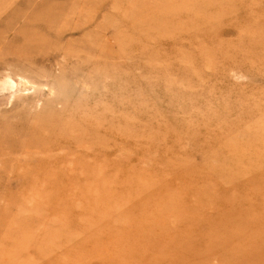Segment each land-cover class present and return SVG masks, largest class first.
Wrapping results in <instances>:
<instances>
[{"label": "rangeland", "instance_id": "obj_1", "mask_svg": "<svg viewBox=\"0 0 264 264\" xmlns=\"http://www.w3.org/2000/svg\"><path fill=\"white\" fill-rule=\"evenodd\" d=\"M142 1L146 0H0V147L41 116L64 117L75 103L84 109L104 103V109L110 111L106 109L105 114L120 111L124 117L118 139L121 147L119 151L109 149L114 154L109 152L106 161L111 156L123 158L124 169L136 168L137 175L140 172L146 178L176 184L179 178L167 166L172 151L166 146L180 144L178 160L188 159L189 168L205 160V147L223 148L230 155L225 141L233 137L242 141L247 137L242 129L264 120V24L255 30V23H248L242 12L252 2L155 0L159 6L147 13ZM255 10L264 15V3L255 5ZM248 12L252 15L254 11ZM59 13L62 17L49 29L44 16ZM195 16L199 22L221 21L214 27L196 29L189 25L196 21ZM186 25L192 29L180 33L178 28ZM116 32L121 33L120 41ZM104 47L111 50L107 57L100 54ZM114 50L118 56L113 55ZM161 138L164 148L160 147ZM23 157L0 153V264H74L77 260L68 254L73 242L55 230L58 225H67V216L72 214H49L56 204L33 201L31 196L37 192L16 184L18 178L31 180L34 175L18 168L3 169L17 167ZM233 165L229 162L222 168L231 170ZM109 172L108 190L121 175L119 170ZM77 174L70 171L66 176ZM50 177L53 180L57 175ZM79 178L85 179L86 173H80ZM93 185L82 180L72 191L86 188L89 195L94 192ZM131 199L102 202L97 209L124 212ZM205 212L214 214V206L205 207ZM142 216L136 214L135 219ZM85 217L94 218L88 211L77 214L78 219ZM156 246L165 249L164 245ZM254 248L246 246L238 254L248 262L235 263L230 258L224 262L264 264V253ZM99 251L95 247L89 253ZM220 263L213 257L209 264Z\"/></svg>", "mask_w": 264, "mask_h": 264}, {"label": "bare ground", "instance_id": "obj_2", "mask_svg": "<svg viewBox=\"0 0 264 264\" xmlns=\"http://www.w3.org/2000/svg\"><path fill=\"white\" fill-rule=\"evenodd\" d=\"M154 1H142V5L147 7V13L151 8L159 6ZM249 1L252 2L251 7L242 12L247 15L248 23H255L256 30L264 24V15L255 10V5H262L264 0ZM162 4L166 5L164 2ZM167 10L170 8L165 11ZM250 10L254 11L252 15L248 12ZM232 15L235 13L229 16ZM44 17L47 18V27L50 29V24L60 20L62 13ZM194 18L196 21L192 20L193 25H189L197 27L196 29L214 27L221 21L213 18L215 22H199L197 16ZM189 25L178 30L185 33L192 29ZM115 37L120 41L121 33L116 32ZM261 41L264 42L263 39ZM101 53L107 57L111 50L104 47ZM113 55L118 56V53L114 50ZM102 104L104 103H101V106L90 105L84 109L85 107L81 108V103H75L64 117H60L61 114L41 116L37 121L27 123L29 126L25 132L9 137V142L0 147V153L10 154V157L24 155V161L17 167L3 169L18 168L17 171L35 176H32L31 180L23 177L24 181L18 178L16 182L17 185H24L27 190L37 192L31 196V200H51L57 206L49 209V214H72L73 217L67 216V225H58L55 230L63 238L73 242L68 254L74 257L78 264H209L213 257H218L222 264H227L224 262L227 258L239 263L247 261L246 258L241 259L238 254L244 252L245 247L249 245L258 247L260 254L264 253V120L242 129L247 135L242 141L235 137L225 141L230 155L223 148L210 150L205 147V160L192 164V168L187 166L188 159L178 160L177 153L182 149L180 144L166 146L167 151H172V160L167 166L172 175L179 178L174 184L172 180L146 178L139 175L140 172L137 175L136 168L125 170L123 158L112 159L111 156L110 160L107 158L106 161L105 157L109 152L114 154L113 150L109 149L119 151L121 147L118 139H121L124 117L120 111L114 113L115 116H108L105 113L110 111L106 107L107 112ZM100 107L102 110H98ZM159 141L160 147L166 145L163 138ZM229 162L234 164L231 170L223 169L222 165ZM113 170H119L121 175L108 190L109 171ZM149 170L158 174V170ZM70 171L78 174L67 177ZM80 173H86V178L80 179ZM50 174L57 175V178L50 179ZM100 175L101 179L98 178ZM82 180L94 182L93 193L89 192L88 195L86 188L75 190L77 193L72 191V187L77 189L76 186ZM210 180L215 184L210 185ZM193 182L202 183L195 185ZM38 188L39 191H35ZM22 198L25 199V196ZM124 198H132L131 201L127 200L132 204L124 212L116 209H97L99 203L118 200L123 202ZM78 202L82 208H79ZM115 206L118 209L117 204ZM118 206L122 207L119 204ZM207 206H214V214L206 215ZM82 211L91 212L94 218L78 219L77 214ZM136 214L143 216L135 219ZM149 216L153 219L149 220ZM169 216L176 217V220L168 221ZM203 231H206L207 235ZM168 232L175 233V236L167 235ZM79 234L83 237L80 238ZM156 245H164L165 249ZM95 247L100 251L92 255L89 250Z\"/></svg>", "mask_w": 264, "mask_h": 264}]
</instances>
